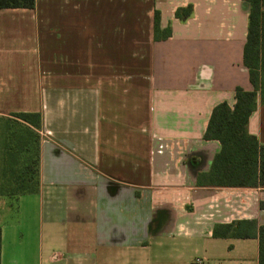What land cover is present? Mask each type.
Instances as JSON below:
<instances>
[{"label": "crops", "instance_id": "1", "mask_svg": "<svg viewBox=\"0 0 264 264\" xmlns=\"http://www.w3.org/2000/svg\"><path fill=\"white\" fill-rule=\"evenodd\" d=\"M249 15L247 0L0 10V117L38 112L43 123L37 191L0 195L1 264H259L257 238L213 231L263 226L264 185L201 183L221 150L204 139L213 109L253 90ZM247 130L264 145L260 101Z\"/></svg>", "mask_w": 264, "mask_h": 264}, {"label": "trees", "instance_id": "2", "mask_svg": "<svg viewBox=\"0 0 264 264\" xmlns=\"http://www.w3.org/2000/svg\"><path fill=\"white\" fill-rule=\"evenodd\" d=\"M247 1L250 4V15L244 48V65L249 70L253 90L245 91L238 87L235 94L236 103L233 108L224 102L213 109L204 139L218 141L221 144V150L215 156L210 172L204 176V180L201 182L205 186L256 189L264 185V145L255 136L250 135L247 130L249 118L256 110L258 102L260 101L264 106V0ZM35 7L36 0H0V10H33ZM190 13L191 8H188L178 11L176 16L178 18H181L182 15L187 17ZM159 22L160 17L156 13L154 19L155 39L165 40L171 36V30L160 31ZM10 116L16 124L20 125V128L15 131L16 135L13 138L10 134L5 137V146L2 150L3 177L7 181L14 179L13 183L16 187H12L11 190L7 188L9 195L14 196L32 193L38 189L40 145H37L38 156L34 165L24 163V167H22L20 154L24 152V146L28 144V136L32 137L34 131H42L43 123L42 115L38 112H13ZM9 122L6 123L7 132L11 127ZM36 136L38 137V135ZM213 236L215 238H257L259 241V264H264V225L258 226L255 221L217 225L214 228Z\"/></svg>", "mask_w": 264, "mask_h": 264}, {"label": "rangeland", "instance_id": "3", "mask_svg": "<svg viewBox=\"0 0 264 264\" xmlns=\"http://www.w3.org/2000/svg\"><path fill=\"white\" fill-rule=\"evenodd\" d=\"M11 113L12 112H10V111L4 112V114L7 116L0 117V147L2 150L5 146V137L7 136V134H10V136L13 138L14 135H16L15 131H17L18 128H20V125L16 124L15 120H13V118L10 116ZM7 121H10L9 123L11 126L10 129L8 130V132L6 129ZM23 133L25 134V131H23ZM35 133H37V134H35ZM34 134L32 135V137L28 136V144H26L24 146V152L22 154H20V162H21L22 167H24V163H26V164L28 163V165L29 164L34 165L35 161H37V156H38V151H37L38 146L37 145L41 144L42 139H43V134H41V131L40 132L34 131ZM36 135H38V137ZM11 143H12V141H11ZM1 154H3V153L1 152ZM2 163H3V159H2ZM2 166H3V164H2ZM13 182H15L13 178L11 180L8 179V181H7L3 177V167H2L1 173H0V195L10 198L11 195H9V191L7 190V188L10 190L12 189V187L15 188L16 185H14ZM6 201L7 200H5V199H0V221L1 220L3 221L4 219H6L5 209H4L6 206Z\"/></svg>", "mask_w": 264, "mask_h": 264}, {"label": "built area", "instance_id": "4", "mask_svg": "<svg viewBox=\"0 0 264 264\" xmlns=\"http://www.w3.org/2000/svg\"><path fill=\"white\" fill-rule=\"evenodd\" d=\"M197 262H199V260L197 259Z\"/></svg>", "mask_w": 264, "mask_h": 264}]
</instances>
